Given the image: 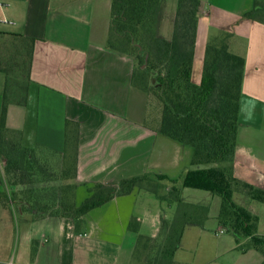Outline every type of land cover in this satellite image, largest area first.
<instances>
[{
	"label": "crops",
	"instance_id": "obj_1",
	"mask_svg": "<svg viewBox=\"0 0 264 264\" xmlns=\"http://www.w3.org/2000/svg\"><path fill=\"white\" fill-rule=\"evenodd\" d=\"M0 1L8 4L0 7V20L11 21L0 22V32L35 40L26 102L9 104L6 125L21 132L22 146L32 149L36 157L59 164L66 146L65 121L78 122L75 203L81 204L95 183L143 173L166 176L159 194H166L173 185L180 187L181 203L189 207L191 216L202 220L184 226L173 264H261V253L243 250L233 236L219 233L217 195L213 194L218 197L214 205L207 206L196 199L203 195L199 189L182 187L191 167L192 148L157 132L159 112L151 119L150 98L132 83L134 58L107 48L111 0ZM200 1L192 80L197 82L193 75L197 65H202L209 42L226 37L229 50L243 57L232 172L264 189V20L244 17L256 1L264 0ZM176 4L177 0H160L156 34L161 39L172 37ZM4 84L5 75L0 72V113ZM148 116L151 123L146 121ZM5 187L0 158V191ZM235 194L243 195L241 202H235L258 217L257 230L264 235V204ZM152 197L158 198L139 188L116 196L87 212L79 231L72 218L46 215L33 219L29 212L20 211L15 254L11 261L5 263V257L1 262L132 264L138 235L166 237L168 230L162 223L177 214L176 203L172 218L161 214L157 202L154 211L146 209L144 201L151 202ZM195 207L204 209L195 212ZM132 218L138 223L130 229Z\"/></svg>",
	"mask_w": 264,
	"mask_h": 264
},
{
	"label": "trees",
	"instance_id": "obj_2",
	"mask_svg": "<svg viewBox=\"0 0 264 264\" xmlns=\"http://www.w3.org/2000/svg\"><path fill=\"white\" fill-rule=\"evenodd\" d=\"M159 7L160 0H111L107 48L137 61L139 69H134L132 83L156 99L159 110L157 132L192 148L191 167L185 173L182 187L217 195L220 208L216 220L220 228L233 236L243 250L254 249L261 253V264H264V235L258 233V217L237 204L233 197L235 193H242L264 204V189L235 177L232 172L244 59L229 50L226 37L209 42L203 56L200 82L194 83L193 60L202 3L200 0H177L170 40L156 34ZM244 17L263 21L264 2L256 1ZM0 38V46L4 48L1 50H5V56L0 52V72L5 75L0 155L10 182L22 187L9 193L0 191V206L7 210L17 207L18 212H29L33 219L46 215L72 218L75 230L79 231L82 217L90 210L116 196L130 194L135 188L145 189L170 204L176 203L178 209L171 221L162 223L168 230L163 244H157V238L139 234L132 259L141 249L153 254V264H173L184 226L202 223L181 203L180 187L173 185L161 195L156 186L159 181L167 180L166 176L143 173L110 183H95L88 196L77 205L73 180L77 171L79 124L65 121L66 146L59 164L45 156L38 158L32 149L22 146L21 132L8 127L6 117L10 103L24 105L26 102L35 40L2 32ZM54 172L59 173L65 185L49 202L38 197L41 187L37 184H47ZM67 180L72 182L66 183ZM201 209L204 208H194L195 212ZM137 223V219L132 218L130 229ZM146 253L143 264L148 260Z\"/></svg>",
	"mask_w": 264,
	"mask_h": 264
},
{
	"label": "rangeland",
	"instance_id": "obj_3",
	"mask_svg": "<svg viewBox=\"0 0 264 264\" xmlns=\"http://www.w3.org/2000/svg\"><path fill=\"white\" fill-rule=\"evenodd\" d=\"M136 69H139V65L137 64L136 61ZM201 74H202V65H197L196 67V72L193 75V79L195 81H197L196 83L200 82L201 79ZM136 87V86H135ZM138 88V87H137ZM139 89V88H138ZM141 90V89H140ZM142 91V90H141ZM144 92V91H143ZM146 95L150 98V104H148V115L150 112V116L151 119L155 118L157 113L159 112L158 110V103L156 101V99L154 98L153 95L151 94H147ZM146 121L148 123H151L150 118L148 116V118H146ZM1 160L3 161V167L5 168V162L4 159L1 157ZM5 172V170H4ZM6 175V173H5ZM166 184V181H160V183L158 184V190L159 192L162 191V187L163 185ZM39 185H41V189L38 192V197H40V199H45L49 202H51L52 200H54L57 195L59 194V189L60 187L64 186L65 184H63V182L60 180L59 178V173L54 172L51 173V177L49 179V182L47 184H37V187H39ZM152 186V184H151ZM18 190V185L16 184H12L10 182V179L6 176V187L4 189V191L6 192H10V190ZM197 192H200L199 198H196L199 202L207 205V206H213L214 205V201L218 200V197L210 194V193H206L204 191H200L198 190ZM235 201L238 203L240 198H243V195L241 194H235L234 196ZM151 202H146L144 201V203L146 204L143 205L146 209H148L149 211H154L156 209V204L155 202H157V204H159V206H161V214L162 215H166V217L168 218H172L174 212H175V206L174 203H168L163 199H159L156 197H152ZM57 201V200H55ZM241 202V200H240ZM139 206L141 205L138 204ZM192 228V227H190ZM196 228V227H194ZM158 242L157 244H163L164 242V238H157ZM18 243V210L17 207L11 208L10 210H6L5 208H3L2 206H0V258H5L8 257V260H5V263H7V261H11L13 259V256L15 254V250L17 248V244ZM156 246V245H155ZM153 246V247H155ZM156 248V247H155ZM141 249H139L138 254L136 255V257L132 260V264H143V254L146 252H143ZM154 250L152 249L151 252H153ZM146 255L148 256V260L144 262V264H153V259L151 258L153 255L152 253H146ZM152 259V260H151ZM3 259H0V264H2ZM151 260V261H150Z\"/></svg>",
	"mask_w": 264,
	"mask_h": 264
},
{
	"label": "built area",
	"instance_id": "obj_4",
	"mask_svg": "<svg viewBox=\"0 0 264 264\" xmlns=\"http://www.w3.org/2000/svg\"><path fill=\"white\" fill-rule=\"evenodd\" d=\"M6 5L8 4L0 1V7L6 6ZM0 22L11 23V21H8L7 19H1ZM219 233H226V230L224 228H220Z\"/></svg>",
	"mask_w": 264,
	"mask_h": 264
},
{
	"label": "water",
	"instance_id": "obj_5",
	"mask_svg": "<svg viewBox=\"0 0 264 264\" xmlns=\"http://www.w3.org/2000/svg\"><path fill=\"white\" fill-rule=\"evenodd\" d=\"M153 82H154V80H153Z\"/></svg>",
	"mask_w": 264,
	"mask_h": 264
}]
</instances>
